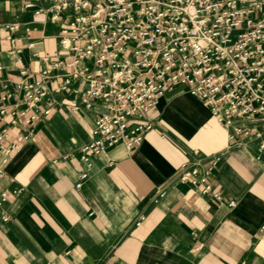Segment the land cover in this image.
<instances>
[{
	"label": "crops",
	"instance_id": "1",
	"mask_svg": "<svg viewBox=\"0 0 264 264\" xmlns=\"http://www.w3.org/2000/svg\"><path fill=\"white\" fill-rule=\"evenodd\" d=\"M31 1L0 0V23L36 21L37 28L18 30L21 53L0 58V97L13 92L21 100L15 82L37 80L55 63L64 22H52L49 13L36 16L51 4L26 8ZM2 47L9 52L7 43ZM54 87L38 104L37 120L27 123L32 110L17 126L11 114L0 119L5 144L23 139L0 175V192L22 190L10 193L3 208L9 220L0 221V264H264V149L258 140L233 145L231 129L179 87L144 115L154 127L140 146L106 148L81 179L86 166L80 149L92 140L104 106L72 111V97ZM195 150L220 155L210 182L221 188L223 206L174 179ZM162 189L166 197L154 203ZM141 215L146 220L136 226Z\"/></svg>",
	"mask_w": 264,
	"mask_h": 264
},
{
	"label": "built area",
	"instance_id": "2",
	"mask_svg": "<svg viewBox=\"0 0 264 264\" xmlns=\"http://www.w3.org/2000/svg\"><path fill=\"white\" fill-rule=\"evenodd\" d=\"M41 1L51 6L39 7L36 16L49 13L52 22H64L56 35L55 63L43 68L37 80L15 82L21 100L13 92L0 97V119L11 114V126H17L19 117L32 110L27 123L37 120L38 104L52 93L51 83L54 93L72 97V111L82 105L87 110L104 106L92 140L80 149L86 166L81 179L89 177L92 158L106 148L119 143L140 146L154 127L144 115L166 92L179 87L231 129L233 145L258 140L264 149V0H34L26 8ZM69 11L72 15L65 19ZM35 22L0 23V58L21 53L18 30L31 34L37 30ZM43 59L49 61V56ZM21 105L27 110H20ZM7 139V129L0 127V175L23 140L5 144ZM220 159L195 150L174 179L212 195L223 206L221 188L210 182ZM21 192H0V221L9 220L3 208L10 193ZM166 195L164 189L158 191L154 203ZM145 220L141 215L136 226Z\"/></svg>",
	"mask_w": 264,
	"mask_h": 264
}]
</instances>
